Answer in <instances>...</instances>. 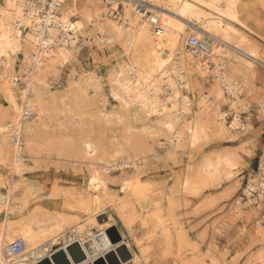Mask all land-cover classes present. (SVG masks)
Here are the masks:
<instances>
[{
	"label": "bare ground",
	"instance_id": "bare-ground-1",
	"mask_svg": "<svg viewBox=\"0 0 264 264\" xmlns=\"http://www.w3.org/2000/svg\"><path fill=\"white\" fill-rule=\"evenodd\" d=\"M136 1L147 3L148 10L138 11ZM245 1L122 0L121 17L116 18L113 1L0 0V166L11 170L10 176L0 171V264H38L52 255L55 245L70 258L67 247L74 242L87 255L74 264H95L121 246L134 255L122 264L217 263L213 257L207 262L191 240L181 211L191 198L200 199L235 178L242 163L237 151L199 157L197 148L249 132L253 124H245L238 109L248 111L249 96L264 99L258 66L264 60L243 30L258 33L263 42L264 36L245 21ZM149 11L160 17L156 29ZM194 31L200 35H190ZM189 35L198 37L207 51L187 50ZM80 40L121 45L124 56L109 72L116 110L108 109L102 83L92 73L72 75L62 89L53 86L61 68L78 57ZM206 85L208 94L202 91ZM191 93L199 98L196 111ZM259 103L264 111V100ZM102 120L101 128L113 133L110 139L99 133ZM55 154L74 158L89 176L83 190L55 184L45 201L42 188L26 172ZM185 154V167L172 186L159 189L150 180H136L152 166L177 163ZM115 168L121 170L117 178ZM115 182H120L119 193L109 186ZM249 182L248 202L254 205L249 191L259 180L253 174ZM261 184L260 203L246 217L258 215L264 205ZM231 194L232 188L226 191L227 197ZM237 200L231 213L244 216L242 200ZM218 201L206 197L194 213ZM106 205L118 214L132 242L121 233L119 242L100 246L103 240L98 242L92 229ZM260 220L257 227L264 236ZM111 225H99L101 233L107 234ZM135 226L143 236L136 235ZM18 239L24 248L14 252ZM253 264H264L263 251Z\"/></svg>",
	"mask_w": 264,
	"mask_h": 264
},
{
	"label": "rangeland",
	"instance_id": "rangeland-1",
	"mask_svg": "<svg viewBox=\"0 0 264 264\" xmlns=\"http://www.w3.org/2000/svg\"><path fill=\"white\" fill-rule=\"evenodd\" d=\"M246 1L245 3H247V8L245 9V21L253 29H255V31L261 32V34L264 36V0H249V2L248 0ZM137 2L138 1H136L135 3ZM145 4L146 6L148 5L147 3ZM120 8L121 10H123L122 4ZM148 8L149 7L147 6V9ZM152 8L160 12L165 11L160 7L152 6ZM149 13H151L150 15L155 16V21L160 18L158 13H154V11H149L148 14ZM187 24L192 27V24L190 22H187ZM154 27L156 29L158 26L156 27L154 25ZM199 32L197 33V31H194L190 35H200ZM243 32L252 40L253 44H256L258 48H260V55H263H261V57L264 60V42L260 38L261 36L254 31L252 32L254 34L248 33L244 30ZM206 38L210 39V37ZM211 42L213 43L214 40L211 39ZM79 46L80 48L78 57L75 61H72L70 64H67L61 68L59 76L56 80L53 81V86L55 87V89H62L65 85H67V81L70 77H72V75L74 77H80L87 76L92 73L93 75L98 76V80L102 83V96L104 99L108 100V109L116 110L119 104L118 101L113 98L109 90V72L117 66L118 60H120L124 56L121 45L117 44V46H113L107 43L98 44L97 42H87L80 40ZM186 48L187 50H189L187 45ZM263 64L264 62L262 61V63L258 65L262 76H264ZM202 89L203 92L208 94L209 85L203 86ZM190 96L193 99V111H196L198 109L197 106L199 98L197 94L194 93H191ZM262 100H264L262 99V97L256 99L255 97H253V95L249 96L247 97V101L249 102L248 111L242 109L241 107L238 109L241 120L247 125L253 124V127H249V132H246V130L241 131L238 135V138L235 140H212L209 143L206 142L201 144L197 148V151H200L199 157L210 154V152L226 150L237 151V153H239L242 157V163L240 167L236 169L237 171L235 170V178L232 179L233 181H223L217 188L208 190L206 194L200 199L191 198L189 205L186 208H183L184 211H181V218L184 221L188 233H191L189 234L191 240L200 246L201 253L204 255L207 262H209V259H212L213 257L215 261H217L216 264H253V260L256 259V256H258L260 252H264V236L260 233L259 227H257L258 219H261V225H264V220L261 218L264 213V205L259 208L260 213L252 217H246V213L251 212L250 209L252 208V206H254L250 205L249 202H241L243 204L242 207L244 208V216H242L241 213H237L236 215H234L231 213L232 210H230L231 207H235L237 205V197L245 187L249 176L254 174L255 170H257L258 168L260 161L264 158V111L261 109L259 103V101L262 102ZM232 112L233 110H231L230 115L232 114ZM185 117L191 118L192 114H187ZM103 122V120L102 122L98 121L99 127L101 129L99 133L105 134L106 137L110 139V136L113 135V133L112 131L105 130L103 127L101 128ZM113 124H118V122H115ZM113 124L110 125V128H114L115 126H117ZM55 133L57 132H53L52 135L54 137L58 136V133ZM187 156L188 155L185 154L182 159L180 158L181 161L177 163L169 162L165 165H154L150 169H147L148 171H145V174L140 175V177H138L136 180H150L151 182H153V184L157 185L159 189H163L168 186L170 187L173 185L176 177L180 174L181 170L185 167L184 160L186 159L187 161ZM32 164L34 166V163ZM1 168L3 167L0 166V171L6 176L11 175L10 169ZM124 169H126L125 172L130 173L128 171L130 168L124 167ZM114 170L116 175L115 178H117L118 176H120L121 170L116 168ZM88 176L89 174L86 167L80 164H75L74 158H70L67 161L58 158L56 154L54 155L53 159L45 160L44 162L40 161L37 167L35 165V168H29L26 172V178L32 181V183H34L35 185H38L42 188V193L45 197V201L47 199V195L51 193V190L55 184L60 185L64 190L78 191L85 189ZM237 180L239 181V183ZM109 186L114 192H120V182L110 183ZM230 188H232V194L227 197L226 191ZM206 197L218 199V204L213 207L214 209L209 208L201 212L200 214H195V209L200 206V204ZM61 200L62 199H60V201ZM262 202L264 203V197ZM68 212L74 213V211ZM103 212L104 213H101L97 217V228L95 227V229H92V231H94L96 234L98 242L103 240V245L100 246L106 248L110 245L109 243L111 241V238L109 237V235H107L108 233H101V230L99 228V225H104L108 222H110L112 225L107 230L115 227L120 235L121 233L125 234V237H127V239L131 241L132 237L130 233L124 227L122 220L112 209V207L106 205L105 211ZM110 215L112 216V218H110ZM134 231L139 237L143 236V233L141 232L142 229L139 226H135ZM17 238L19 237H16L15 239ZM60 246L61 245L53 246L50 252H52V254L55 253L56 251L61 249ZM123 248L124 246H121L120 248L116 249L117 251L113 250L112 252L107 253L105 257H107V255L110 253H114L120 259L121 253L126 254ZM96 250L97 252H99L98 249ZM204 251L206 253H204ZM137 252L139 251L137 250ZM128 254L130 255V259H128L124 263L130 262L134 257V255L130 252H128L127 255ZM51 256L48 258H51ZM151 259L152 258L150 257L149 260ZM122 263L123 262L121 261L120 264ZM145 264L147 263L145 262Z\"/></svg>",
	"mask_w": 264,
	"mask_h": 264
},
{
	"label": "built area",
	"instance_id": "built-area-1",
	"mask_svg": "<svg viewBox=\"0 0 264 264\" xmlns=\"http://www.w3.org/2000/svg\"><path fill=\"white\" fill-rule=\"evenodd\" d=\"M106 2H111L113 1L114 3H116L117 8L112 10V16L114 17H118L120 15V13L122 12L121 10V4H122V0H105ZM111 4V3H109ZM136 9L138 11H142V10H148L147 6L144 2L142 1H138L137 3H135ZM151 13H149L150 15ZM153 24L157 27V22L154 21ZM187 46L190 50H192L194 53H198V52H205L207 51L206 46L203 44V42L196 36H190L188 38L187 41ZM256 179L259 180V186H256V189H251L249 191L250 195H251V199L252 202H254V205H258L260 203V192L262 191L261 189V183L264 181V166H262V163L260 161L257 170H255L254 172ZM250 181V176L248 178V181L245 185V187L242 189L240 195L238 196V198H240L242 200L243 203H247L248 201H250V197L248 196V192L246 191L249 187V182ZM24 248V242L20 239L16 240L15 243L12 245V250L14 252H20L21 250H23Z\"/></svg>",
	"mask_w": 264,
	"mask_h": 264
},
{
	"label": "water",
	"instance_id": "water-1",
	"mask_svg": "<svg viewBox=\"0 0 264 264\" xmlns=\"http://www.w3.org/2000/svg\"><path fill=\"white\" fill-rule=\"evenodd\" d=\"M109 237L113 243H117L121 239V235L118 233L115 227L107 230ZM69 256L66 254L65 249H59L55 253L52 254L51 258H45L39 261L38 264H74V263H81L82 261L86 260L87 255L85 251L82 249L79 242H74L70 246L67 247ZM125 253H121V258L119 259L114 253H110L107 255L106 260L104 258H99L95 264H120V262H125L130 259V255H127V250L123 248Z\"/></svg>",
	"mask_w": 264,
	"mask_h": 264
}]
</instances>
